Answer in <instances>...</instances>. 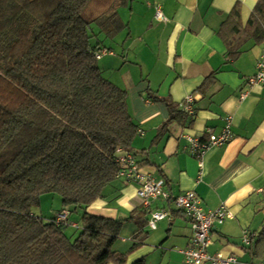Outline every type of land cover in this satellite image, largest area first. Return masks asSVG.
I'll use <instances>...</instances> for the list:
<instances>
[{
  "label": "crops",
  "instance_id": "crops-1",
  "mask_svg": "<svg viewBox=\"0 0 264 264\" xmlns=\"http://www.w3.org/2000/svg\"><path fill=\"white\" fill-rule=\"evenodd\" d=\"M257 1L128 0L118 9L127 27L108 43L104 40L101 48L112 54L100 56L97 63L105 78L126 91L128 112L139 131L132 142L137 163L143 172L162 179L171 197L145 206L136 184L115 180L86 208L90 214L122 219L144 207L147 219L152 211L168 212L170 218L158 221L155 229L145 224L139 230L134 219L122 226L112 248L126 253L123 264L140 259L143 264H184L180 251L189 245L192 230L172 199L189 190L205 211L225 205L232 213L212 229L209 254L234 255L237 264H264V240L256 256L241 242L243 232L252 234L254 242L264 226V85L249 90L246 85L264 41H257L246 26ZM155 7L165 21L155 18ZM225 37L237 46V55H229ZM187 94L195 98L192 121L170 120L169 105H180ZM226 116L232 117L233 137L205 152L199 175L197 160L184 151L179 135L204 137L208 128L218 133ZM62 210L68 211L54 213ZM74 212L80 220L82 212ZM137 234L142 242L129 251Z\"/></svg>",
  "mask_w": 264,
  "mask_h": 264
},
{
  "label": "trees",
  "instance_id": "trees-1",
  "mask_svg": "<svg viewBox=\"0 0 264 264\" xmlns=\"http://www.w3.org/2000/svg\"><path fill=\"white\" fill-rule=\"evenodd\" d=\"M127 2L0 0V264H123L126 253L112 248L122 226L134 219L143 230L147 223L146 207L124 219L86 212L120 180L119 154L134 155L138 127L126 91L102 75L95 57L103 39L127 27L118 13ZM246 26L257 41L264 39V0L256 2ZM225 42L230 56L239 53ZM169 107V119L183 124L196 113ZM44 194H56L63 209L82 212L71 224L79 230L75 238L64 232L68 211L62 210L67 219L59 224L62 211L49 218L34 211ZM138 235L129 251L142 242ZM262 240L264 226L243 248L256 256Z\"/></svg>",
  "mask_w": 264,
  "mask_h": 264
},
{
  "label": "built area",
  "instance_id": "built-area-1",
  "mask_svg": "<svg viewBox=\"0 0 264 264\" xmlns=\"http://www.w3.org/2000/svg\"><path fill=\"white\" fill-rule=\"evenodd\" d=\"M155 18L165 21L159 7H155ZM108 53L112 54V51L103 48L96 52L95 57L99 58ZM257 84L264 85V41L262 53L255 64V72L246 79L248 90ZM247 92V90L242 91L241 97H245ZM179 106L185 116H192L195 111L193 94H187ZM179 136L185 142L184 151L197 160L199 175H201L204 167L203 157L205 152L212 147L223 146L232 139V117L226 116L224 118V125L218 133H213L208 128L205 130L204 137L194 136L188 132H182ZM117 162L119 169L115 177L125 183L136 184L137 196L145 206H148L153 200H169L171 198L164 187V181L162 179H154L150 173L143 172L133 153H120L117 157ZM172 202L189 220L192 230V238L189 245L180 251L183 255L184 264H204L206 262L210 264H237V258L234 255L223 256L220 253L209 254L207 252L212 229L216 225L221 224L226 218L232 217L231 211L225 205L205 211L201 205V199L191 190L175 196ZM166 218H170L167 211L162 209L152 211L146 223L147 227L155 229L157 222ZM66 219L67 212L62 211L56 214L55 222L59 224L60 222H65ZM252 236L250 233L243 232L241 242L245 247L250 245Z\"/></svg>",
  "mask_w": 264,
  "mask_h": 264
},
{
  "label": "rangeland",
  "instance_id": "rangeland-1",
  "mask_svg": "<svg viewBox=\"0 0 264 264\" xmlns=\"http://www.w3.org/2000/svg\"><path fill=\"white\" fill-rule=\"evenodd\" d=\"M100 38L103 39V36ZM103 40H107V39H103ZM109 41L110 40H108L107 43ZM104 72L105 71H103V75L106 76ZM61 208H62V204L60 198L56 194H44L43 196H41L40 205L34 208V211L37 213V215H42L45 218H49L52 213L56 212V210H60ZM69 216H71L69 218L70 222L79 221V214L77 212L72 211ZM70 222L64 228V232H66V234L70 236L71 239H73L78 235L79 230L72 227Z\"/></svg>",
  "mask_w": 264,
  "mask_h": 264
}]
</instances>
